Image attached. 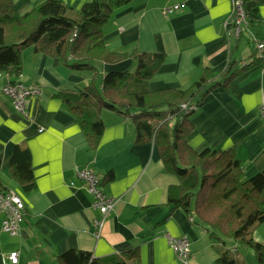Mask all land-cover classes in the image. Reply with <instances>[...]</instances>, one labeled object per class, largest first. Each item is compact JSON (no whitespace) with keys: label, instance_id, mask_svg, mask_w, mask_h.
<instances>
[{"label":"crops","instance_id":"1","mask_svg":"<svg viewBox=\"0 0 264 264\" xmlns=\"http://www.w3.org/2000/svg\"><path fill=\"white\" fill-rule=\"evenodd\" d=\"M11 1L14 11L22 14L44 0ZM58 1L79 9L89 0ZM243 2L251 23L235 38L227 36L224 28L231 0H130L116 8L104 24L105 46L117 52L162 53L163 63L148 87L186 88L200 78L204 68L221 71L229 59H236L237 67L245 65L256 47L250 37L264 43V0ZM173 4H181L180 9L162 13ZM21 57L16 79L37 86L40 93L27 99L25 116L1 91L9 77L0 73V184L13 189L26 208L17 235L2 231L0 214V264H57V255L70 248L89 251L100 259L125 257L136 248L139 264H213L226 246L237 261L249 264L241 254L251 253L249 249L236 250L233 241H212L207 229L184 210H171L168 190L178 179L165 169L152 141H135L129 116L101 110L104 128L99 144L88 148L77 119L57 94L79 93L90 82V72L55 64L52 57L31 46L22 50ZM135 66V59L127 57L100 65L99 74L133 71ZM261 101L262 62L241 70L226 88H215L190 113L193 129L187 144L195 152L206 147L233 148L246 177L263 170ZM20 142L26 143L31 154L35 188L28 192L8 173L11 153ZM84 167L97 173L100 187L114 198L105 215L92 208L93 195L76 176V170ZM95 219L100 220L99 227ZM182 235L188 237L190 246L185 261L169 244L170 236ZM253 238L264 243V221L255 227ZM11 251H18L17 263L8 259Z\"/></svg>","mask_w":264,"mask_h":264},{"label":"trees","instance_id":"2","mask_svg":"<svg viewBox=\"0 0 264 264\" xmlns=\"http://www.w3.org/2000/svg\"><path fill=\"white\" fill-rule=\"evenodd\" d=\"M130 0H89L79 9L58 0H44L22 14H17L11 0H0V73L14 81L21 73L24 48L52 57L55 64L72 71H88L91 80L79 93H58L64 107L77 119L95 149L104 124L103 109L129 116L135 127V141H152L165 169L178 184L168 190L171 210L181 208L193 221L207 229L212 241L246 248L264 264V243L253 238L258 223L264 221V169L246 177L243 164L233 148L206 147L195 152L186 142L193 129L190 113L182 103L197 106L217 87L226 88L244 70L260 62L255 48L241 67L229 59L225 68L214 72L204 68L200 78L186 88L151 90L149 80L164 60L162 53L109 51L103 39V26L113 11ZM248 23H251L248 20ZM75 33V35H73ZM133 57V71H107L99 74L100 65ZM194 111V110H193ZM8 173L19 187L28 192L35 188L31 154L25 142L16 144L10 156ZM0 184V190H4ZM57 264H139L138 250L125 257L95 258L91 252L70 248L56 257ZM213 264L239 262L229 246Z\"/></svg>","mask_w":264,"mask_h":264},{"label":"built area","instance_id":"3","mask_svg":"<svg viewBox=\"0 0 264 264\" xmlns=\"http://www.w3.org/2000/svg\"><path fill=\"white\" fill-rule=\"evenodd\" d=\"M180 7L181 4H173L164 7L162 13L165 14L180 9ZM243 7V0H231V10L224 19V28L227 36L237 38L243 34V28L248 24V18ZM255 48L256 56L264 58V43L256 41ZM1 91L9 97L13 107L25 116H27L25 110L27 99L40 93V89L37 86H27L18 79L14 81L5 80L1 85ZM181 107L185 112H192L197 108V105L194 103H182ZM258 112L264 126V101L259 104ZM76 176L86 186L88 192L93 195L92 208L105 215L112 208L115 201L112 196L106 194L100 187V178L97 173L91 168L84 167L76 170ZM25 212L26 208L23 199L13 189L0 190V214L3 215L1 222L2 231L10 235H17ZM99 221L98 219L94 220V224L97 227L101 224ZM169 244L180 260L185 261L188 258L190 246L187 236H170ZM8 259L12 263H17L18 251H11Z\"/></svg>","mask_w":264,"mask_h":264},{"label":"rangeland","instance_id":"4","mask_svg":"<svg viewBox=\"0 0 264 264\" xmlns=\"http://www.w3.org/2000/svg\"><path fill=\"white\" fill-rule=\"evenodd\" d=\"M242 37H245V36H242ZM250 38L256 44L255 40L252 37H250ZM242 39H244V38H242ZM241 254H242V258L245 259L249 264H257L256 258L254 257V255L252 253H250V252L247 253L246 251H243V252H241Z\"/></svg>","mask_w":264,"mask_h":264}]
</instances>
